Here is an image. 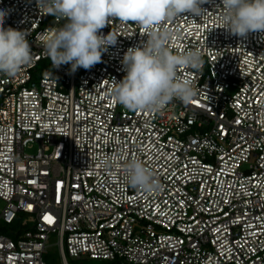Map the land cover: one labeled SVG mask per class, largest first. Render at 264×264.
Wrapping results in <instances>:
<instances>
[{
  "label": "built area",
  "instance_id": "2783aa9c",
  "mask_svg": "<svg viewBox=\"0 0 264 264\" xmlns=\"http://www.w3.org/2000/svg\"><path fill=\"white\" fill-rule=\"evenodd\" d=\"M219 3L156 28L203 64L178 70L196 91L190 103L150 113L111 94L124 53L147 40L138 25L110 21L101 32L116 44L69 74L43 48L64 21L37 0H0L5 28L25 32L32 49L14 76L0 73V264H47L51 233L58 264H264V41L223 29ZM132 159L159 190L128 185Z\"/></svg>",
  "mask_w": 264,
  "mask_h": 264
},
{
  "label": "clouds",
  "instance_id": "9594fccd",
  "mask_svg": "<svg viewBox=\"0 0 264 264\" xmlns=\"http://www.w3.org/2000/svg\"><path fill=\"white\" fill-rule=\"evenodd\" d=\"M206 3L209 0H37L46 15L64 21L48 30L43 48L53 68L70 65L72 74L100 63L102 54L116 44L112 31L101 32L110 21L138 25L147 40L124 53L121 63L126 75L120 81L114 79L111 94L131 111L159 113L174 99L184 104L193 100L192 82L181 80L178 70H199L203 60L198 50L173 52L167 46L170 30L156 28L184 13L203 17L208 12L202 7ZM221 6L223 29L239 38L260 33L264 41V0H220L215 7ZM6 15L0 10V73L14 76L31 62L32 49L25 32L5 28ZM125 173L134 189L151 193L160 188L158 179L140 160L128 161Z\"/></svg>",
  "mask_w": 264,
  "mask_h": 264
},
{
  "label": "rangeland",
  "instance_id": "374dc122",
  "mask_svg": "<svg viewBox=\"0 0 264 264\" xmlns=\"http://www.w3.org/2000/svg\"><path fill=\"white\" fill-rule=\"evenodd\" d=\"M43 64V62L40 63V66ZM30 152L34 151L33 149H29ZM3 202L0 200V209L3 207ZM44 259L47 262V264H58L62 261L61 255L59 252V246L57 243V236L54 233H51L49 237V242L47 246V251L45 252ZM70 264H107L105 260L101 259H91V258H85V259H72L69 257Z\"/></svg>",
  "mask_w": 264,
  "mask_h": 264
}]
</instances>
